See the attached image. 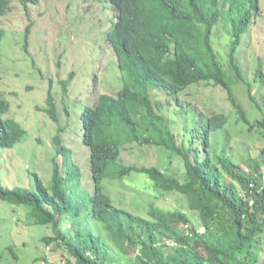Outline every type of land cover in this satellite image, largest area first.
Wrapping results in <instances>:
<instances>
[{
  "label": "trees",
  "instance_id": "trees-1",
  "mask_svg": "<svg viewBox=\"0 0 264 264\" xmlns=\"http://www.w3.org/2000/svg\"><path fill=\"white\" fill-rule=\"evenodd\" d=\"M109 1L113 18L105 38L115 51L122 89L116 96L97 95L95 73L85 102L70 95L72 77L79 82L78 92L86 84L81 73L72 71L68 81H61L68 124H61L51 102L52 109L46 110L58 126L54 144L61 163L52 158L48 183L29 169L28 186L6 185L0 168V200L25 207L37 226L51 227L54 235L43 241L49 250H67L74 258L68 264H264V149L257 158H248L246 171L232 157L212 156L213 134L227 127L228 116L195 113L201 122L198 133L174 131L163 103L156 104L151 93L153 88L179 94L203 83L219 86L239 121L251 131H264V120L251 123L234 94L237 84L246 83L234 53L262 15L261 0ZM39 3L21 0L24 7ZM10 8L9 0H0V19ZM5 34L0 26V46ZM217 41L231 45L234 78L221 61ZM1 56L0 48V61ZM257 71L264 81L262 69ZM76 105L78 118L72 113ZM9 111L10 103L0 94V164L3 152H11L28 135L19 122L6 118ZM75 123L81 145L89 150L92 190L82 187V169L61 135L74 133ZM133 144L169 150L180 159L184 180L156 166L124 165L122 152ZM132 173L144 174L159 191L182 195L203 229L191 227L189 213L181 209L166 211L151 204L149 217H143L114 204L105 181H123ZM9 245L5 253L18 259L17 244Z\"/></svg>",
  "mask_w": 264,
  "mask_h": 264
},
{
  "label": "rangeland",
  "instance_id": "rangeland-1",
  "mask_svg": "<svg viewBox=\"0 0 264 264\" xmlns=\"http://www.w3.org/2000/svg\"><path fill=\"white\" fill-rule=\"evenodd\" d=\"M9 1L11 8L0 19V26L6 32L0 46V94L10 103L6 118L19 122L28 135L25 142L11 152H3L4 160L0 168L6 174L2 178L11 187L28 186L32 182L28 173L30 169L39 172L48 183L54 169L52 158L55 157L59 164L61 158L56 154L54 144L58 126L46 110L52 109L53 104L61 124H68L70 119L65 112L68 104L62 101L61 81H68L72 71L81 73L86 84L82 82L81 92H78L79 82L72 77L70 95L85 102L88 84L95 73L99 77L95 84L97 95L116 96L123 87L115 51L105 38L111 28L113 14L108 0H40L37 6H29L28 11L23 9L20 0ZM261 6L262 15L253 21L251 29L245 32L240 48L234 53L246 81L235 86L234 94L251 123L264 120V81L257 71L260 68L264 73V0H261ZM31 21V31L25 36ZM218 33L222 35L225 30L221 29ZM216 48L220 51L221 61L234 78L229 65L230 43L217 41ZM151 93L156 104L163 103L162 112L174 131L198 133L201 122L195 113L203 112L205 116L223 113L228 116L227 127L213 134L212 156L222 154L232 157L234 161L241 162L246 171L248 158L262 155L264 131L261 128L251 131L239 121L227 92L221 87L203 83L179 94H171L160 88H153ZM51 95L52 100L49 99ZM79 108L76 105L72 112L77 118ZM74 128L77 129L76 123ZM187 133L191 135V132ZM61 135L64 143L72 148L74 161L82 169V187L92 190L88 148L81 145L76 133L66 131ZM197 145H200V141H197ZM33 153L35 159L31 155ZM202 155L204 157L206 153L202 152ZM121 162L124 165L156 166L184 180L180 159L164 148L133 144L123 150ZM61 174L65 175L62 170ZM104 185L107 194L119 207L143 217H149L151 204L166 211L181 209L189 213L191 227L203 229L198 213L190 210L182 195L157 190L144 174L132 173L123 181L106 180ZM11 219L17 224L15 228H12L14 223ZM0 231L5 235L0 238V264H68V259L74 261L65 249L53 251L50 247L49 250L43 238L54 235L52 228L34 224L23 206L8 205L0 200ZM13 243L17 244L14 253L19 255L18 259L13 258L11 252L5 253L9 244ZM38 257H44L47 261H38Z\"/></svg>",
  "mask_w": 264,
  "mask_h": 264
},
{
  "label": "clouds",
  "instance_id": "clouds-1",
  "mask_svg": "<svg viewBox=\"0 0 264 264\" xmlns=\"http://www.w3.org/2000/svg\"><path fill=\"white\" fill-rule=\"evenodd\" d=\"M20 1H21V0H20ZM107 4H108V7H109V9H110V1H109V0L107 1ZM29 6H32V5H29ZM29 6L24 7V6L22 5L23 9L25 8L26 11H28V7H29ZM34 6H37V5H34ZM110 11H111V9H110ZM7 13H8V12H7ZM110 22H111V21H110ZM32 24H33V21H31L30 24L27 26V28H26V32L28 31V30H27L28 28H30V31H31V26H32ZM26 32H25V36H26ZM29 33H30V32H29ZM28 35H29V34H28ZM77 131H78V129H76L74 133H76V134L78 135V132H77ZM78 137H79V136H78ZM79 139H80V138H79Z\"/></svg>",
  "mask_w": 264,
  "mask_h": 264
}]
</instances>
